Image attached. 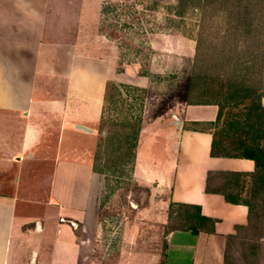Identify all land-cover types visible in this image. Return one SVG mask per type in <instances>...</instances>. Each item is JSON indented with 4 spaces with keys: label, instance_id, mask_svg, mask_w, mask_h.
<instances>
[{
    "label": "crops",
    "instance_id": "crops-1",
    "mask_svg": "<svg viewBox=\"0 0 264 264\" xmlns=\"http://www.w3.org/2000/svg\"><path fill=\"white\" fill-rule=\"evenodd\" d=\"M50 6L51 0H0V264H89L104 187L93 155L105 84L150 85L145 77L117 80L116 62L103 56L91 65L88 55L57 40L67 31L57 27ZM188 91L189 85L149 135L143 123L134 175L144 186L169 190V202L197 205L219 221L213 235L182 238L195 247L217 239L224 247L236 226L247 225L248 208L207 193L208 173H252L255 164L212 158V135L185 129L218 114L213 105H188ZM185 251L193 264H219L212 246L201 262L198 249Z\"/></svg>",
    "mask_w": 264,
    "mask_h": 264
},
{
    "label": "trees",
    "instance_id": "trees-1",
    "mask_svg": "<svg viewBox=\"0 0 264 264\" xmlns=\"http://www.w3.org/2000/svg\"><path fill=\"white\" fill-rule=\"evenodd\" d=\"M172 9L181 24L187 18L195 21L193 29L182 32L196 42L187 103L218 108L215 121L193 123L185 129L212 135V158L255 164L252 173L209 172L207 176V193L248 208L247 225L236 226L235 233L226 236L223 262L237 261L232 252L239 244L245 264H256L264 247V0H178ZM107 36L117 39L115 33ZM146 97L144 88L106 82L95 173L107 176V172L116 174L126 166L135 167ZM103 156L105 164L100 167ZM216 180L222 184L216 186ZM246 184L248 198L242 196ZM170 221L169 233L194 236L215 234L219 222L203 215L197 205L174 202L169 206ZM243 231L253 232L256 239L240 240ZM165 257L193 264L192 253L185 250L167 249Z\"/></svg>",
    "mask_w": 264,
    "mask_h": 264
},
{
    "label": "rangeland",
    "instance_id": "rangeland-1",
    "mask_svg": "<svg viewBox=\"0 0 264 264\" xmlns=\"http://www.w3.org/2000/svg\"><path fill=\"white\" fill-rule=\"evenodd\" d=\"M177 1L51 0V10L57 15L54 18L57 27L67 31L66 34L57 33V40L72 44L76 55H88L91 65L96 66L99 63L97 59L103 56L116 62L117 68L112 74L117 80L148 78L150 85L144 88L147 90L145 107L147 98L149 103L143 115L148 135L152 133L151 127L177 104L190 83L196 42L182 32L193 29L191 24L195 21L187 18L186 24H181L173 16L172 8L176 7ZM112 33L117 35V39L107 36ZM162 133L160 131L157 135ZM100 139L97 126V144ZM145 139L146 136L143 145ZM96 151L97 147L94 159ZM143 159L141 152V164ZM105 160L103 156L100 167ZM135 167L126 166L116 174L107 172V176L101 175L104 187L98 223L90 231L88 263L188 264L183 259L167 260L166 250L198 249L201 262L212 246L218 249V263L224 264L225 244L223 247L220 240H204L195 247V243L182 238L186 237V232H174L181 238H172V233H169L173 225V221L169 222V190L161 191L140 184L134 175ZM214 183L216 186L222 184L221 180ZM248 187L246 184L242 194L244 198L250 195ZM76 229L78 237L83 238L81 227L76 225ZM240 236V240L245 237L256 239L255 234L248 231L241 232ZM232 255L237 260L234 264H245L241 245H234ZM256 262L264 264V247Z\"/></svg>",
    "mask_w": 264,
    "mask_h": 264
},
{
    "label": "built area",
    "instance_id": "built-area-1",
    "mask_svg": "<svg viewBox=\"0 0 264 264\" xmlns=\"http://www.w3.org/2000/svg\"><path fill=\"white\" fill-rule=\"evenodd\" d=\"M72 225H73L74 227H76V224H75V223H72Z\"/></svg>",
    "mask_w": 264,
    "mask_h": 264
}]
</instances>
